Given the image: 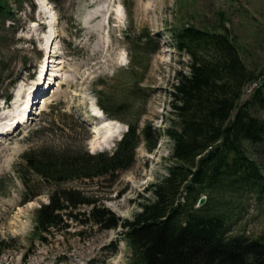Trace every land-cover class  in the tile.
Masks as SVG:
<instances>
[{
    "label": "rangeland",
    "instance_id": "1",
    "mask_svg": "<svg viewBox=\"0 0 264 264\" xmlns=\"http://www.w3.org/2000/svg\"><path fill=\"white\" fill-rule=\"evenodd\" d=\"M121 1L32 0L34 7L29 2L19 7L10 0L16 16L13 21L7 20L4 26L0 25V59H5L4 64H0V114L4 113L0 125L12 119L7 113L15 105L20 109L26 104L30 106L33 101L28 99L32 88L30 76L41 61L42 46L46 45L49 52L50 48L53 49V58L57 60L52 63L55 65L48 75V78L54 77L56 83L51 86L49 98L42 105L46 114H32L22 131L6 135L0 141V238L16 239L1 255L0 264H85L88 260H93V264H129L130 250L123 240L120 225L106 229L89 220L84 224L69 221L66 229L47 235L44 242H31L29 237L34 210L39 203L47 201L51 186L34 182L36 177L30 175L29 183L36 184L34 189L40 193L33 197L26 195L30 192L21 177L25 163L22 154L42 144H59L66 137L73 136L77 142L81 141L85 129H91L92 122L99 120L95 114L98 107L92 104L95 88L101 87L114 99L126 96L127 109L120 115L130 118L139 113V126L150 121L159 129L166 127L171 84L176 80V71L186 72L190 61L186 53H179L174 48L171 34L186 25L217 28L224 21L244 64L256 73L264 66V0H127L129 13ZM48 7L57 19V35L49 42L43 38L46 32L42 38L39 36L42 40L36 33L40 11H47ZM142 28L148 30L151 43L157 45L144 54L143 64L147 58L148 66L140 72L141 93L132 89L136 76H130L125 70L129 56L123 32L128 29L130 34H136ZM132 52L141 53V49L135 44ZM5 95L11 96L7 102H3ZM247 97L244 94L242 98ZM37 100L32 104L36 105ZM52 103L55 106L50 115L51 110L45 106ZM251 111L264 120L263 109L252 106ZM71 112L84 124L81 125ZM52 116L65 131L49 124ZM103 117L109 119L105 114ZM113 121L124 127L122 132L125 130L123 122ZM112 142L104 149L112 148ZM85 143L86 148L89 145L94 148L91 142ZM171 147V141L163 133L151 151L138 146L134 164L120 172L112 184L100 179L65 182L62 186L84 187L85 191L98 195L101 206L120 219H131L140 211V203L153 198L148 187L160 183L167 175V168L172 163ZM246 152L264 172V141L253 147L247 143ZM203 194L212 198L219 195L214 192ZM220 196L218 198L233 202L235 214L229 233L244 232L254 238L263 232L264 211L257 204L255 194L226 193L222 196L220 193ZM206 202L208 197L202 206ZM214 204V207L219 205ZM87 209L88 206H81L79 211L86 212ZM111 244L116 245L115 251ZM29 247L31 252L24 260L22 253Z\"/></svg>",
    "mask_w": 264,
    "mask_h": 264
},
{
    "label": "trees",
    "instance_id": "2",
    "mask_svg": "<svg viewBox=\"0 0 264 264\" xmlns=\"http://www.w3.org/2000/svg\"><path fill=\"white\" fill-rule=\"evenodd\" d=\"M26 1L15 0L18 6ZM124 6L128 9L126 3ZM14 17L9 0H0V25ZM125 37L130 51L126 71L137 77L147 69L148 60L143 64L144 56L131 53L132 46L136 44L146 52L153 50L154 45L151 46L152 39L145 28L137 35L125 32ZM172 39L175 49L186 53L190 61L186 72L175 73L166 127L159 129L150 121L139 127V113L130 118L120 115L127 109L126 96L114 99L102 88H96L101 109L128 126L110 151L89 152L85 146L89 133L85 129L79 142L73 136L66 137L59 144H42L23 153L22 180L32 191L30 195L39 192L34 189L36 184H29L31 174L36 177L34 182L51 186L48 202L40 203L34 211L31 240L46 241L48 233L67 228L68 221L84 224L89 220L100 228L120 225L124 229L122 237L130 250L129 264H264V230L254 238L244 232L229 233L235 214L233 202L218 198L220 193H253L264 211V172L246 152L247 143L253 147L264 141V120L251 111L252 106L264 110V66L256 73L244 64L224 21L217 28L184 26L174 31ZM2 62L4 59H0ZM259 75L260 83L242 99L244 87ZM136 77L132 89L142 93V76ZM54 106L47 105L50 115ZM79 123L83 124L80 120ZM49 124L65 131L55 116L49 117ZM163 133L172 143V163L161 182L148 187L153 198L140 203V211L131 219H120L101 206L98 195L84 187L62 186L65 182L100 179L112 184L120 172L134 164L137 147L142 145L151 151ZM204 192L219 195H206L208 202L196 208L195 203ZM190 199L195 200L192 203ZM212 200L219 205L214 207ZM81 206H88L87 212L79 211ZM15 240L0 239V256ZM29 250H25L23 259Z\"/></svg>",
    "mask_w": 264,
    "mask_h": 264
},
{
    "label": "bare ground",
    "instance_id": "3",
    "mask_svg": "<svg viewBox=\"0 0 264 264\" xmlns=\"http://www.w3.org/2000/svg\"><path fill=\"white\" fill-rule=\"evenodd\" d=\"M40 12L41 13L39 14L38 20L44 21L48 25V30L44 34L43 38L47 42L52 41L55 38V36L57 35L56 34V18L54 16V13L52 12L50 7H48L47 11L41 10ZM53 62H54V60H53ZM55 83H56V81L53 82V85ZM46 95H43L42 98L45 97ZM29 96H31V95H29ZM47 98H49V96H46L43 99V101H42L43 104L46 102ZM28 99L30 100V97ZM28 108H29L28 104L21 107L20 109L18 108V105H15V108H13L12 111H9V113H7L8 115L12 116V119L10 121H7V122L3 123L2 125H0V141H2L3 137H5L6 135H8L10 133V131L12 130V128L14 126H16V128H17L18 126L24 127L28 124L29 118L25 122L26 110ZM96 109L97 108H95V111H96L95 114L99 118V120L92 122L93 137H92L90 142L94 148L98 149V148H102V147L110 145L112 140L115 137H119V135L122 132L124 127L122 128L121 125L115 123L113 120L106 119L102 115H99L98 114L99 110L98 109L96 110ZM3 114L4 113L0 114V118L3 117ZM14 130L12 132H14Z\"/></svg>",
    "mask_w": 264,
    "mask_h": 264
},
{
    "label": "water",
    "instance_id": "4",
    "mask_svg": "<svg viewBox=\"0 0 264 264\" xmlns=\"http://www.w3.org/2000/svg\"><path fill=\"white\" fill-rule=\"evenodd\" d=\"M205 198H206L205 195L200 196V198L198 199V201L196 203V207L202 205L205 201Z\"/></svg>",
    "mask_w": 264,
    "mask_h": 264
}]
</instances>
